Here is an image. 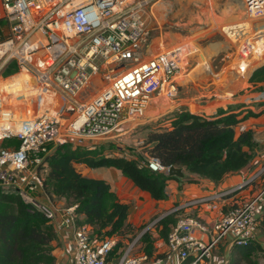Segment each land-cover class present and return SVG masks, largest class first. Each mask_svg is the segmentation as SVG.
I'll return each instance as SVG.
<instances>
[{
  "label": "built area",
  "instance_id": "obj_1",
  "mask_svg": "<svg viewBox=\"0 0 264 264\" xmlns=\"http://www.w3.org/2000/svg\"><path fill=\"white\" fill-rule=\"evenodd\" d=\"M242 1L249 18L264 20V0ZM147 5L140 0H0V25L7 26L1 31L5 35L0 47L6 51L0 55V69L16 60L19 72L12 77L22 76L0 83V143L19 142L18 147L0 148V193L17 194L49 223L72 232L74 264H213L221 240L231 236L233 246L246 245L255 240L262 218L256 199L222 215L212 230L199 217L181 215L168 236L163 259L153 260L140 252L139 239L115 253L118 239L97 236L92 226L80 223L77 205L61 204L47 193V160L57 147L96 150L118 144L131 133L127 124L136 126L145 119L154 98L178 97L177 79L187 74L185 65L200 53L198 42L189 48L176 45L113 75L114 68L136 58L149 36ZM241 24L236 39L244 36L243 52L248 50L251 57V49L256 51L251 48V26L243 29L248 23ZM232 27L223 30L234 31ZM35 38L30 54H21L22 46ZM96 76L109 81V87L82 101ZM237 128L238 134L247 131L242 124ZM138 145L146 158L142 165L170 174L173 167L149 156L144 141ZM263 175L264 166L244 186ZM244 186L200 202L218 210L223 199Z\"/></svg>",
  "mask_w": 264,
  "mask_h": 264
},
{
  "label": "trees",
  "instance_id": "obj_2",
  "mask_svg": "<svg viewBox=\"0 0 264 264\" xmlns=\"http://www.w3.org/2000/svg\"><path fill=\"white\" fill-rule=\"evenodd\" d=\"M11 63L18 68L16 62ZM263 64L264 60L259 66ZM250 82H264V66L253 73ZM248 113L243 119H239L240 113L231 107L220 109L209 117L188 111L173 113L165 119L168 125L161 126L160 122L149 127L144 147L149 156L158 158L165 167L181 168L189 175L220 183L226 176L240 172L252 160L253 132L239 135L236 132V127L251 115V111ZM3 143L5 148L19 146L17 140ZM107 151L74 148L69 144L57 147L47 160L49 172L45 188L51 197L77 205L76 213L83 217L80 223L92 226L97 236H121L124 239L132 229L128 223L130 207L118 200L110 184L83 176L76 165L90 169L114 168L155 201H167L168 183L179 178L154 173L142 165L140 159L113 156ZM178 213L174 212L158 223V227L162 226L160 236L166 241L180 218ZM48 223L17 194L0 193V264H55L53 242L56 237ZM140 243L144 253L153 257L154 240L150 231L142 235ZM122 247L123 243L119 242L115 253ZM233 247L239 255V263L259 264L257 257L264 253V248L255 240Z\"/></svg>",
  "mask_w": 264,
  "mask_h": 264
},
{
  "label": "crops",
  "instance_id": "obj_3",
  "mask_svg": "<svg viewBox=\"0 0 264 264\" xmlns=\"http://www.w3.org/2000/svg\"><path fill=\"white\" fill-rule=\"evenodd\" d=\"M143 1L147 4L149 3V0ZM156 4L157 3L150 7L151 13H153V6H155ZM155 10L158 12L157 8ZM162 15L163 16L158 15L159 19L166 17L165 13H162ZM147 19H149V17ZM250 23H253V21H251ZM148 24L150 29L149 35L154 31H161L160 23L158 22L156 17L153 21H148ZM234 27H237V25ZM246 28H248V26ZM249 33L251 34V31ZM230 34L231 32H229V35ZM148 39L149 36L146 38L142 49H145L147 47L145 45L148 43ZM263 42L264 36H262V39L259 42L260 45L258 46H264ZM175 44L176 43H164L162 41V47L160 46L158 48V46H155L154 52L152 50L153 46H148L147 56L143 55L142 57V54L138 53L136 54V58L128 61V63L133 62L135 64H139L142 62H148L149 60L147 61V59L151 57V60L161 53V48L167 50L169 48H172L173 46H176ZM198 44L200 45V50L202 51H200V54L202 55L192 58L188 64H190V62L192 63L194 61H198L199 59L206 62L209 57L215 58L224 51L221 46H209L206 49L207 53H204L205 51L203 52L201 44L199 42ZM257 60L258 61H256L253 67L249 70L250 72L252 70L254 71L249 76L248 86L245 88V90H242V93L239 94L235 98V100H230L227 103L218 102V100L212 102H196V99L200 97V92H197V94H195V96H192V98L187 97L186 99H182L179 102H177L178 97L175 100H168L166 98H163V96H159L154 98L153 101L150 103L147 108L145 119L139 123V125H141V129L144 128L141 134L147 133L148 135L150 131L149 127L158 125V121L160 123V120L156 119H160L158 117H161L160 115L164 113L173 114L180 111H188L192 114L209 117L215 115L220 109L226 110L228 109V107H231L234 112L240 113L238 118L243 119L247 114H249L248 111H251V115H248L249 117L247 116L248 118L241 124L247 128V131H252L254 134L255 145L254 149L251 151L253 157L251 162L240 172L226 176L220 183H215L211 180L200 178L197 175H189L188 173L184 172V178H179L178 180H171L168 183V200L155 201L149 194L142 192L140 189H138V187L135 186V184L130 179L124 177L120 171L114 168L90 169L85 165H76L77 170L83 176L93 179H101L110 184L111 189L117 195L118 200L122 204H127L130 207L128 223L131 225L132 229L127 233L124 239L120 236V242H122L123 245L124 242L131 241V239L134 238L139 231L141 232L139 234L140 237L138 238L139 241L144 232L146 233L147 231H150L154 240V254L152 259L162 260L164 257V253L167 251V244L166 240L164 238H161L160 236L162 226L158 227V223L160 222H157V220L159 219L158 217H162L168 213L172 214L174 212H178L179 210L177 217H180V214H182V216L196 215L208 226L210 230H212L216 222L220 219L222 215L228 213L234 207H237L244 202L256 199L259 212L261 213L262 218H260L259 221V227L255 241L262 248H264V175L253 183L244 186L246 181L250 179L251 175L260 170L262 166H264V82H250L251 76L258 69H255V67L259 66L264 60V53L263 56H261ZM262 66H264V64L259 66V68ZM122 69L123 67H121V65L114 68L113 75H117L123 72ZM106 71L107 70H104L102 68V72L105 73ZM189 76L190 74L185 77ZM246 76L247 74L245 73L241 74L239 77L240 79H244L246 78ZM180 78L181 77L177 79L178 96L181 87H184L183 90H185L188 89L191 85V83H189L190 80L186 84H184V82L181 84L180 82L182 79ZM197 78L200 79L199 77ZM156 100H158L159 102H156ZM192 107H197L199 110L197 111L196 109V112H193ZM161 122V126L168 125V122H166L165 119H163V121L161 120ZM137 126L138 125L134 126L132 124H127L126 129L132 133V130H134ZM237 129L238 128L236 127V132ZM119 140L122 139L120 138ZM101 149H107V152H109V154H112L113 156L125 155L128 158L135 159L131 157L118 144L104 145L97 150ZM135 150L136 154L141 160L140 162H143L146 158L144 154L141 155L142 149L137 148ZM189 180L192 181L190 182ZM238 186L244 187L237 193L223 199V201L220 203V207L218 210H211L208 204H202L200 202L204 199L211 198L226 190ZM58 201L61 204L67 203L64 199H58ZM82 218L83 217L79 216L80 220H82ZM156 218L158 219L156 220ZM152 220H156L153 223L156 225L155 229L152 228ZM48 225L51 227L56 237L53 242V255L56 259L55 264H74L75 244L72 232L59 228L57 223H48ZM204 238L208 239L209 235L204 236ZM140 252L144 253L142 245L140 248ZM239 260V255L237 254L236 250L232 245L231 236H227L226 238L221 240L213 252V264H233L239 263ZM239 264L245 263L241 262Z\"/></svg>",
  "mask_w": 264,
  "mask_h": 264
},
{
  "label": "rangeland",
  "instance_id": "obj_4",
  "mask_svg": "<svg viewBox=\"0 0 264 264\" xmlns=\"http://www.w3.org/2000/svg\"><path fill=\"white\" fill-rule=\"evenodd\" d=\"M148 2L149 5H147V9L145 10L147 18L149 17L147 20L151 22V20L153 21L156 17L161 26V31H151L152 33L149 35L148 43L145 45L147 47L153 46V52L155 51V46H158V48L161 46L162 41L164 43H176L175 45L182 44L185 48H189L193 46L195 42H199L203 48V52L205 51L204 53H207L206 49L209 46H221L224 49L220 55L215 58L209 57L206 62L199 59L198 61L190 62V64L185 65V71L190 74V76L185 77L188 74H181L180 79L182 80L180 83L182 84L184 82V84H186L190 80L189 83H191V85L185 90H183L184 87L180 88L177 102L187 97L192 98L197 92L201 94L199 95L200 97L196 99V102H212L218 100V102L227 103L230 100H235V98L242 93V90H245L248 86L249 76L254 71L252 70L250 72L249 70L253 67L254 63L258 61L257 59L263 56L264 46L258 45H260L259 42L262 36H264V20L249 18L242 0H149ZM155 3L157 4L153 6V14L150 12V7ZM156 8L158 12L155 10ZM162 13H165L166 17L159 19L158 15L163 16ZM251 21H253V23H250ZM244 22L248 23L245 25L246 27L248 26V28H250L249 26H251L250 30L253 32H251L250 35V38L253 40L251 42V48L254 47L256 51L253 53L251 49L249 54H252L251 57L246 55L248 50L244 49L243 52L244 45L241 39H243L244 36H241L240 39H236V34L239 31L238 29L244 27V25L241 24ZM231 25H237V27H232L231 29H234V31H231L229 35V31L225 33L223 28ZM246 27L243 29H246ZM3 29L7 31V26L4 22L0 25V38H2V40L5 35L1 32ZM38 37L39 36H37V38ZM37 38L29 42L27 46H22L23 49L20 53L30 54V51L37 42ZM147 47L138 52L142 54V57L143 55H148ZM161 49V53L165 51V49ZM201 55L202 54L199 53L192 56V58ZM150 58L147 59V61L150 60ZM11 62L17 61L14 60ZM11 62L5 66H8L7 68L4 67L5 69H0V83L19 72V68ZM126 63L127 64L123 66L122 70L136 65L133 62ZM257 68H259V66ZM245 73L247 77L240 79L239 76ZM109 84L110 82L102 78V76L94 77L90 86L81 95L82 101L97 96L105 88H108ZM226 92H232V95L223 97V93ZM156 102L159 101L156 100ZM196 109L197 111L199 110L197 107H192L193 112H196ZM160 116L161 117H158L160 119L156 120H160L161 122V120L163 121V119L167 118L168 113L161 114ZM143 130L144 128L141 129V125H138L132 133L121 138L122 140H118V145L135 159H139L135 150L140 147L138 143L144 141L147 137V133L141 134ZM3 144V142L0 143V148H5ZM181 215L182 214H180V217ZM193 217L197 216L195 215ZM158 218H156V220ZM156 220H152V224ZM152 226L153 229L156 228L155 224ZM140 233L139 231L131 241L124 242L125 246L123 245V247L128 249L133 242L137 241L140 237ZM111 237H114L116 240L118 239L116 245L121 241L119 236ZM123 247L121 249H124ZM257 260L259 264L260 262L264 264V254H260Z\"/></svg>",
  "mask_w": 264,
  "mask_h": 264
},
{
  "label": "water",
  "instance_id": "obj_5",
  "mask_svg": "<svg viewBox=\"0 0 264 264\" xmlns=\"http://www.w3.org/2000/svg\"><path fill=\"white\" fill-rule=\"evenodd\" d=\"M169 176H173V177H177V178H184V170L181 169V168H175L173 167L171 170H170V174ZM171 213H168V214H165L164 216H162L161 218H159L157 220V222L161 221L162 219H164L165 217H167L168 215H170ZM148 229V228H147ZM146 229V231H147ZM145 233V232H144Z\"/></svg>",
  "mask_w": 264,
  "mask_h": 264
},
{
  "label": "bare ground",
  "instance_id": "obj_6",
  "mask_svg": "<svg viewBox=\"0 0 264 264\" xmlns=\"http://www.w3.org/2000/svg\"><path fill=\"white\" fill-rule=\"evenodd\" d=\"M87 19H88L89 21H93V20H94V18H93L92 15H88V16H87ZM5 51H6V47H5V46L0 47V55H2L3 53H5ZM21 77H22V76L17 75V76H15V77H12L11 80H12V79H17V80H19ZM231 93H232V92H231ZM231 93H228V92L223 93V97H229V96L232 95Z\"/></svg>",
  "mask_w": 264,
  "mask_h": 264
}]
</instances>
